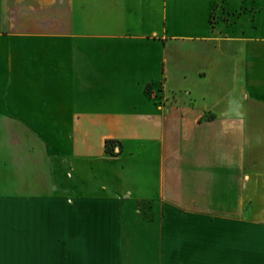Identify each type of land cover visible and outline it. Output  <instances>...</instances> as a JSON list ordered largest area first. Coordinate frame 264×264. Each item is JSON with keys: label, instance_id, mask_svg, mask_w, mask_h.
Returning <instances> with one entry per match:
<instances>
[{"label": "crops", "instance_id": "obj_1", "mask_svg": "<svg viewBox=\"0 0 264 264\" xmlns=\"http://www.w3.org/2000/svg\"><path fill=\"white\" fill-rule=\"evenodd\" d=\"M0 264H264V0H0Z\"/></svg>", "mask_w": 264, "mask_h": 264}, {"label": "trees", "instance_id": "obj_2", "mask_svg": "<svg viewBox=\"0 0 264 264\" xmlns=\"http://www.w3.org/2000/svg\"><path fill=\"white\" fill-rule=\"evenodd\" d=\"M114 144H118V145H119V143L114 142V141H111V140H107V141L105 142V150H106V153H107L109 156H115V155H113V153H112V149H113Z\"/></svg>", "mask_w": 264, "mask_h": 264}, {"label": "built area", "instance_id": "obj_3", "mask_svg": "<svg viewBox=\"0 0 264 264\" xmlns=\"http://www.w3.org/2000/svg\"><path fill=\"white\" fill-rule=\"evenodd\" d=\"M119 151H120L119 145L118 144H114L113 149H112L113 155H117L119 153Z\"/></svg>", "mask_w": 264, "mask_h": 264}]
</instances>
